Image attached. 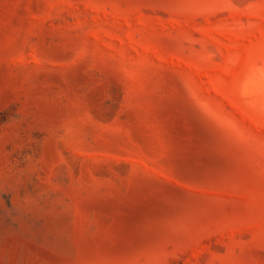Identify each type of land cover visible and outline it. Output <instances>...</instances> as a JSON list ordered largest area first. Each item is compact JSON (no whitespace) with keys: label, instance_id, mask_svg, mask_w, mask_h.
<instances>
[{"label":"rangeland","instance_id":"obj_1","mask_svg":"<svg viewBox=\"0 0 264 264\" xmlns=\"http://www.w3.org/2000/svg\"><path fill=\"white\" fill-rule=\"evenodd\" d=\"M0 264H264V0H0Z\"/></svg>","mask_w":264,"mask_h":264}]
</instances>
